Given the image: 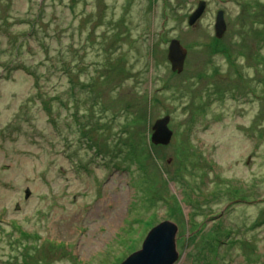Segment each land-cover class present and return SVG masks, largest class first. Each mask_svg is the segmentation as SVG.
Masks as SVG:
<instances>
[{"label": "rangeland", "instance_id": "obj_1", "mask_svg": "<svg viewBox=\"0 0 264 264\" xmlns=\"http://www.w3.org/2000/svg\"><path fill=\"white\" fill-rule=\"evenodd\" d=\"M198 1L0 0V264H120L164 219L174 264H264V0Z\"/></svg>", "mask_w": 264, "mask_h": 264}, {"label": "water", "instance_id": "obj_2", "mask_svg": "<svg viewBox=\"0 0 264 264\" xmlns=\"http://www.w3.org/2000/svg\"><path fill=\"white\" fill-rule=\"evenodd\" d=\"M206 7L205 0H199L197 6L188 15V25H194ZM226 29L224 10L218 9L214 19V35L222 37ZM187 48L178 38H172L168 45L167 58L172 71L180 73L183 70ZM169 115H164L155 120L152 125L150 140L154 144L166 145L170 142L173 130L169 127ZM29 188L25 189V197L29 195ZM17 208V207H16ZM178 224L170 219H164L146 233L141 247L130 253L120 264H174L179 258L177 250Z\"/></svg>", "mask_w": 264, "mask_h": 264}, {"label": "trees", "instance_id": "obj_3", "mask_svg": "<svg viewBox=\"0 0 264 264\" xmlns=\"http://www.w3.org/2000/svg\"><path fill=\"white\" fill-rule=\"evenodd\" d=\"M37 15H35L36 17ZM34 22V21H33ZM215 40H218V38H215ZM98 150V146L95 147ZM100 154H102V151H100Z\"/></svg>", "mask_w": 264, "mask_h": 264}]
</instances>
